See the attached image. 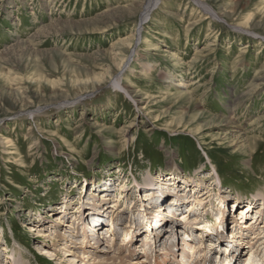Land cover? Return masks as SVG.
Masks as SVG:
<instances>
[{"label":"rangeland","instance_id":"374dc122","mask_svg":"<svg viewBox=\"0 0 264 264\" xmlns=\"http://www.w3.org/2000/svg\"><path fill=\"white\" fill-rule=\"evenodd\" d=\"M149 1L0 0V232L7 242L0 250L19 264H73L62 254L65 244L79 259L96 252L83 247L82 218L74 217L99 221L78 208L97 200L103 178L117 195L129 182L115 213L121 234L140 215L128 201L139 200L138 190L145 195L146 182L165 175L168 163L183 178L199 169L203 184L217 168L231 214L237 194L264 198V0H158L141 24ZM191 98L205 115L188 109ZM229 117L249 139L245 146L224 139L230 129L219 121ZM216 208L196 210L206 228ZM196 221L191 215L187 225ZM167 232L165 239L177 236ZM263 246L256 244L261 255ZM120 247L119 260L142 261L134 244Z\"/></svg>","mask_w":264,"mask_h":264},{"label":"bare ground","instance_id":"6f19581e","mask_svg":"<svg viewBox=\"0 0 264 264\" xmlns=\"http://www.w3.org/2000/svg\"><path fill=\"white\" fill-rule=\"evenodd\" d=\"M157 1L158 0H150L147 3V6L145 7L143 12L141 13V19H140L141 24L145 21V19L147 18V16L149 15L150 11L152 10L153 6L157 3ZM45 28L46 27L42 28L41 32ZM44 35L45 34L40 33L39 37H45ZM33 38H35V37H33ZM128 61H129V58L126 59L124 65L122 66V69L125 68V66L128 64ZM120 89L123 90V92L125 94H127L126 89L124 87H120ZM189 105L190 106L188 109H191L192 112L199 113L201 116L205 115V113L203 111H200L197 101L195 102V100L193 98H191ZM235 110H236V108L234 107V108H232V111L231 110H229V111L233 113V112H235ZM211 121H213V120L211 119ZM219 122L221 124L225 125L227 127V129H230V132H228V133L225 132L226 134L224 133V137H225L224 139L233 141V143H234V144H232L233 147H236V148L243 147V146H245L246 142H250L249 139L242 134L243 132L241 133V130H239V125H237L235 123L233 118L229 117L226 120H222ZM233 132H234L235 137L232 134ZM242 150H245V149H242ZM167 167H168V169H167V172L165 175L161 174V175H157L156 177H153L152 183H150L149 181L146 182V184H150V185H148V187H147L148 190L146 189L145 195L140 190H138L140 192V194L144 195V197L139 195V192L137 191L136 193H138V194H137L136 200L137 199H139V200H137L136 202L128 201L129 204L131 206H133L132 208H130L129 211H131L134 208V205L140 206V207L137 206L138 208H140V215L137 219L133 218L134 222L131 223V226L133 225V227H132L133 229H131V231H126V232L122 231L123 235H122V239L119 242L120 245H121V242H123V241L126 244L125 246H127L129 244L131 247H133V244H134L132 253H135L136 249H137L138 253H141L144 250L143 248H147V246H148V244L143 243V240L141 239L142 235H144V236L147 235V237L145 236V238H147V239L150 238V240H152V241H153V238H155V240H157L156 239V237H157L159 239V240H157L159 243L160 240H163L164 236L168 233L167 232L168 229L179 234L180 227H181V225H183V222L189 221V219L191 218V215H192L194 217V219L196 218V220H197L195 222L196 226L194 225L195 226L194 231H200V234L202 236L204 235V233L207 234L209 237L212 235H215L214 241L208 240V244H205L207 249L212 248L210 250H214L216 248L222 247V249H224V250H222L223 252H221V253H224V252H226V249H227L226 246L227 245H229L230 248L235 245L236 247H240L242 251L243 250L246 251L245 249H247L248 252L247 253L244 252L245 257H247L248 255L251 256V258H249L248 260H247V258H244L243 264H254L255 260L258 261V262H255L256 264H258L260 261L264 263L263 253L261 255V251L256 249V244H258L260 242H261V245L264 244V232L261 231V230H264V227H263V224H264V213H263L264 212V198H263V196H260L258 194V195H252L250 197L245 198L243 196V194H237L233 198L234 202H235L234 205L236 208H234V213L231 214L230 210H229L231 207H229L228 203L226 205L224 204L227 201L226 193H221V191H219V189H216V186H219V188L222 187L221 186V178L219 176L217 168L212 166L211 170L206 173V175H207L206 178L210 179L209 180L210 183L208 182L209 184H203V183H201V181H202L201 179H199V181H198L197 178H195L201 172V171H199V169L195 171V174H194L195 177L192 179H189V178H183V176H181L180 173L178 175L177 170H175L176 166L174 163L173 164L168 163ZM130 174H131L129 176L130 179L131 178L136 179L138 176V175H136V176L133 175V172H131ZM188 179H189V181H188ZM110 181L111 180H108V179L105 180V178H103L102 180H97L98 183L103 182L100 186H98L99 192L93 193V194H95L97 200L96 201H88L87 205L90 206V208H84L85 204L83 206V205H81L83 203H80L78 210L80 209V207L83 210L87 209L88 212H90V211L94 212V215L97 217L99 214H102V215L105 214V215H107V218H106L107 219L106 220L107 225L112 226L113 222L117 220V216L115 215V213H117L116 211H118V207H119L117 204L122 202L123 199L126 197V194L123 195V193L127 190L129 182H128V179H123L122 187H120V189H119L120 191L118 190V195H117L115 193H112L113 191H116V189H115L116 186H114L113 183H111ZM92 185L94 188V187H96L97 183L92 182ZM202 186H203V188L201 189ZM81 188L86 193L87 187L85 188L83 185H81ZM172 188H173V190L170 191ZM109 189H113V191L111 192ZM101 190H103V191H101ZM162 191H165L163 196L160 195V192H162ZM167 198H169L168 202L171 203L170 206L168 207L169 211L168 212L164 211L165 213L163 212L164 214L160 215V213H161V207L160 206H163V205L168 203V202H166ZM113 199H115V200L111 201ZM170 199H172V200H170ZM64 200H65L64 203L67 206L68 205L67 203L70 200L67 199V196L64 198ZM107 200H110V201H107ZM242 201H245L244 203L246 204V206L241 207ZM212 202L213 203L216 202L217 208L215 209V211H216L215 214L212 216V221L209 223V226H207L208 228H206V225H204V222L206 223V221L204 220L205 216L203 217L200 213L203 210V212H202L203 215L206 214V211L203 208H207V205H210ZM259 202H261L260 205L263 207V212H260V209L262 210L261 206L257 209V205H259L258 204ZM153 203L158 206L155 208V210H157V212H158V215H155V213H154L155 211L154 212L151 211L152 209L150 208V205H153ZM114 207H117L116 210ZM113 208H114V210L109 212L110 213L109 214L108 210L113 209ZM218 208H219V212H217ZM78 210H76V211H78ZM176 210L178 213L174 212ZM196 210H199L200 213L198 211L196 212ZM253 210H254V215L251 214L253 212ZM62 212H65V208L63 209ZM169 212H171L172 214H169ZM239 212H240L241 216H237V214H239ZM75 213L78 214V212H75ZM91 216H92V214H91ZM76 217H78V219L82 218V233L81 234H82V237L85 239V243H84V241H82L83 242L82 245H84L83 247L86 248L85 246L87 245V246H89V248L91 247L93 249V251L96 250V252L92 255H87V252H82L80 255H82L83 257H81L79 259V256L76 255V253L74 251H72V249L67 248V245L64 243L65 246L62 248V251H63L62 254H63L65 259L68 258L67 261H69L73 264H126L123 261V258H120L121 261L118 259L119 258L118 255H121L123 253V249H121L120 245H118V247L114 249L117 252V253L115 252L116 255H113V256L109 255L111 253V251L109 252L106 250L108 248H112V246H109V244H110V242L112 243L113 237H114V239L116 238L114 236V233L111 232L110 230H107L108 232L106 233L108 235V239H106L107 241L105 243H102L103 245L100 246L103 249H100V247H97V244H98L97 240L99 238L98 237H97V239L95 238L96 237L95 235L98 236V234L95 232L92 225L95 223V226H96L99 224V222L102 223L103 219H100L98 217L99 221L96 219L97 221L93 220V222L89 223L86 220L88 216H85V214L79 213L78 216H75L74 218H76ZM101 217H103V216H101ZM121 217H123V216H121ZM151 218H152V220H154V224H152L153 222L151 221ZM248 218H250L249 220H252V221L248 222L247 221ZM78 219H77V224H76L77 226L81 223V221H79ZM182 219H183V221H182ZM230 220H233L231 222L232 224L229 223ZM39 222H41V221L37 220L36 225L34 224V227H32V228H36V230H38L41 227ZM148 222H149V225H148ZM71 223H73V222H71ZM156 224H158L157 227H155ZM186 224H188V222ZM142 225H143V227H145L144 228L145 232H141V226ZM72 226H73V224L72 225L66 224V227L69 229H72ZM213 226H214V229L219 226V231L218 232L216 231V234L212 233V227ZM233 226L235 227V229L232 232L231 230H229V227L231 229V227L234 228ZM48 227H49V225H48ZM106 227H108V226H106ZM75 229H76V227H75ZM101 230L104 231V229H101ZM257 231H259V232H257ZM89 232L91 234H89ZM62 233H64V232H62ZM76 233H79V232L76 231ZM186 234H188V233H186ZM73 235H74V233H72V237H73ZM2 236H3V234H2V232H0V241H1L0 246L7 243V242L3 243V239H1ZM40 236L47 238L48 233H47V235L43 234ZM68 236H69V234H68ZM91 236H93V237H91ZM127 237H129V239H127ZM116 240H117V238H116ZM127 240H129V241H127ZM71 242L72 241L70 240L67 243L70 244ZM140 243L143 245H141ZM153 243H155V242H153ZM204 243L205 242L203 241L200 243V245H204ZM72 244H73V242H72ZM21 246H18V247L20 248ZM185 246H186L185 247L186 250H188L189 252L191 251V255H192L191 257L195 258V254L197 253V251H194V249H192L191 246H189L188 244ZM236 247L231 252L229 250H227L228 251L227 253L228 254L233 253V251L236 250ZM206 248H204V249H206ZM263 248H264V246H263ZM99 249L101 250L100 252H98ZM143 252H145V251H143ZM98 253H102V254L98 255ZM213 253H214V255H216V257H218L217 253H219V252L213 251ZM44 254L50 255V253H48V251H47V253H44ZM138 255L143 257V254L142 255L138 254ZM225 255H226V253H225ZM76 257L78 259H75ZM100 257H103V258L105 257V258L101 260ZM129 257L131 258L132 256L129 255ZM17 259L18 258H15V256L11 252H9L8 250H5V251L0 250V264H19ZM200 259H202V258H200ZM136 261H137V259H131L129 261V263H131V264H144L142 261H139V262H136ZM186 261H187V257H186ZM183 262H185V261H183Z\"/></svg>","mask_w":264,"mask_h":264}]
</instances>
